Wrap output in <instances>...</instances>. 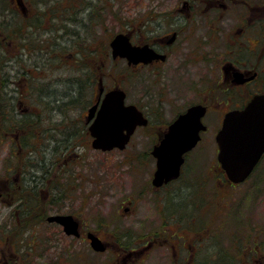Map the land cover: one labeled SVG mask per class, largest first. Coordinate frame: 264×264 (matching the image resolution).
<instances>
[{
  "label": "flooded vegetation",
  "instance_id": "1",
  "mask_svg": "<svg viewBox=\"0 0 264 264\" xmlns=\"http://www.w3.org/2000/svg\"><path fill=\"white\" fill-rule=\"evenodd\" d=\"M74 1H66L65 13L59 8L63 4L62 0L60 3L55 1L50 4V12L60 18L54 23L56 25L53 27V34L56 35L58 24L64 30V39L70 32L68 39L72 49L70 55L73 68L67 80L60 79L58 82L56 76L49 72L46 79L40 81L41 69L46 66L42 61L37 67L41 75H34L33 81L29 74L27 75L29 70L24 68L18 70L15 75L5 74V84H0V92L5 96L6 105L5 140L12 141L11 145H14L11 152L18 155L17 174L13 176L15 170L9 166L6 174L4 170L0 175V201L4 205L7 203L13 206L14 203L16 208L13 209L26 221L27 229L34 228L32 240L35 248L36 245H42L44 249L48 247L47 250L58 247L59 243H62L61 240L58 241L60 236L62 239L64 237L82 240L87 244L85 248H92L97 254L113 249L118 258L113 264H232L224 260V257L217 260L219 246L212 227L205 224L206 221L201 215L189 211H195L202 203L206 210L207 204L203 201L206 197L194 199L192 189L216 190L220 184L234 191L248 184L256 190L258 200L264 195V153L246 179L235 182L229 178L219 161V145L216 138L227 113L243 110L255 96L264 95V0H164V4H170L169 7L158 11L154 5L140 18L133 20L130 29L118 33L129 35L133 45L148 47V51L152 49L156 52V56L150 60L131 62L121 56L113 57L111 52L114 60L123 61L133 78L137 77L135 81L139 79L138 84H141L142 80L139 73L145 74L143 78L149 85H140L143 98L134 102L127 101L128 93L120 84H104V47L92 44L96 39L89 30L91 24L100 21V17L92 9L89 11V6H83V15L77 18L81 11L75 10ZM71 7L75 10L74 14L66 15ZM16 9L18 17H21L18 24L20 27L9 26L5 21L4 40L7 44L16 43L22 48L20 55L23 57L26 55V48L30 50L26 39L34 38V30L39 26L36 27L35 22L28 21L33 14L23 0L17 1ZM6 13L9 14V11ZM9 29L14 30L10 32ZM56 37L61 39L64 36L59 32ZM56 43L55 41L53 45ZM102 44L104 45L103 42ZM42 48L44 51L39 52V56L44 57L45 52L46 56L54 58L56 47L46 51L47 45L42 44L40 49ZM186 52L191 55L190 58L186 57ZM56 55L63 60L61 53ZM96 55L99 58L97 61ZM186 71L200 76L192 87L197 99L190 102L186 108L178 109L174 115L172 113L171 118L160 119L163 103L166 108L172 104L167 98L163 101L166 86L171 90L177 89V98L182 99L185 92L184 80L187 79ZM149 76L153 77L156 85H153ZM60 82L64 84V90L59 86ZM116 88L125 91V104L135 105L147 119V123L136 127L124 148L98 149L92 145L94 136L91 134L90 125L97 117L107 93ZM152 100L157 101L153 103ZM193 105L206 107L202 117L206 129L200 132L201 140L185 153L180 175L156 185L153 182L157 169L154 147L168 133L171 124ZM93 106L97 108L90 116V108ZM218 106L222 107L221 114L214 115L213 112ZM73 113L77 115L73 116ZM211 123L216 126L212 132V135L215 133V147L207 150L196 149L205 134L211 130ZM156 124L158 128L153 129L154 143L149 150V161L152 165L148 180L150 186L139 190L137 198L128 200L130 204L124 206L119 215H130L133 212V204L155 196L154 202H158L155 214L159 227L155 228L153 223H149L152 227L140 236L147 235L146 244H142L139 235H136L135 239L132 237L135 244L118 245L114 235L101 232L106 230L104 226L101 229H91L81 217L67 209L68 203L61 204L62 197H69V180L64 177L67 171L63 164L73 160L76 145L78 147L80 143L83 146L89 140L95 150L126 152L136 132H143ZM172 186L176 187L175 190ZM241 197L236 206L243 203L240 201H245L246 193L241 194ZM257 197H254V200ZM252 200L253 198L251 205ZM212 201L213 198H209V204ZM58 214L73 215L79 223V235L68 234L61 223L49 220V216ZM34 234L36 235L33 238ZM89 234L98 236L106 249L95 250ZM120 236L116 235L119 241ZM124 237L130 236L127 234ZM124 237L122 235V238ZM50 243H53V246ZM0 247L1 261L7 264L5 249L2 245ZM69 247L71 248V245ZM160 250L166 255L154 261L155 254ZM220 253L224 256L223 250ZM37 255L42 257L41 252ZM235 263L233 261V264ZM240 264H264V253L257 252L250 262L242 261Z\"/></svg>",
  "mask_w": 264,
  "mask_h": 264
},
{
  "label": "rangeland",
  "instance_id": "2",
  "mask_svg": "<svg viewBox=\"0 0 264 264\" xmlns=\"http://www.w3.org/2000/svg\"><path fill=\"white\" fill-rule=\"evenodd\" d=\"M55 1L60 3L61 0H23L33 14V17L28 19V21L35 22L36 27H39L34 30V38L26 39L25 42L30 50L26 48V55L22 57L20 55L22 48L17 46L16 43L7 44V41L4 40L5 21L8 22L9 26L20 27L18 24L21 21V17H18L16 12L17 0H11V11L5 10V0H0V81L3 80L2 77H5V74L15 75L18 70L24 68L29 71L32 70L37 76L42 74L40 81H44L49 72L56 76L55 78L58 79V82L60 79L62 81L67 80L73 68L71 66L73 60L70 55L72 49L69 47L70 40L68 39L70 32H68L67 38L64 39V30L58 24V31L56 35L53 34V27L56 25L54 23L60 19L53 16L54 14L50 12V4H54ZM66 1L62 0L63 4L59 6L64 13L66 11ZM74 3L73 7L75 10L81 11L77 18L83 15V6H89V11L92 9L100 17V21H96L94 25L91 24L90 29H88L91 30V34L96 39L92 44L104 47V54L102 55L106 63L104 67V84L112 86L118 83L127 91L128 102L139 100L142 92L140 85L145 87L149 85L143 78L145 74L139 73V77H142V80H140L141 84H138L137 81L139 79L135 81L137 77L133 78L125 63L112 58L109 42L116 33L130 29L131 22L136 20V18H140L142 14H145L154 5L157 6L158 11H162L164 8L169 7L170 4H164V0L159 2L158 0H75ZM75 10L71 7L66 15L74 14ZM7 11H9V14L6 13ZM161 13L158 12V14ZM12 30L14 29H11V31L9 29L10 32ZM59 32L64 36L61 39L58 38L60 35L56 37ZM55 41L57 43L53 45ZM42 44L47 45L48 49L46 51L56 47L54 54L61 53L63 60H60L56 54L54 58H50L46 56L45 52L44 57L39 56V52L44 51L43 48L42 50L40 49ZM36 45H38V48L35 49ZM98 47H95V49H98ZM186 57L190 58L191 55L186 52ZM98 59L96 55L95 61ZM42 61L46 63V66L41 69L40 74L37 67ZM162 75L163 69L160 70V76L162 77ZM185 75L187 79L184 80L185 92L182 99L178 100L177 89L172 88L171 90L166 86L167 89H165L163 101L167 98L172 104L166 108L163 103L164 108L161 110L160 119L167 120L171 118L172 113L174 115L178 109L186 108L190 102L197 99L195 90L192 87L195 86V81L200 76H195L193 72L187 71ZM149 78L153 82V77L149 76ZM61 82L59 86L64 90L65 86H62L64 84H61ZM176 83L178 84V82ZM153 85H156V82H153ZM0 96H3L2 92H0ZM160 100L162 101V97L159 102ZM156 101L152 100L153 103ZM221 108L218 106L213 112L214 115L221 114ZM75 115L77 114L73 113V116ZM210 125L211 130L205 134L203 141L196 149L207 150L215 147V133L212 135V132L216 129V126L215 123ZM157 128L158 125L156 124L143 132H136L126 152L95 150L92 148L90 140L85 142L83 146L79 143L78 147L77 145L74 147L73 160H70L68 164H63L67 171L64 177L69 180V188H67L69 197H62L61 204L68 203L69 207L67 209L81 217L91 229H101L104 226L106 230L101 232L104 233L105 231L114 235L115 243L118 245L130 246L135 244L136 242L132 240V237L135 239L136 235L140 237L145 232L147 233L152 227L149 224L150 222L153 223V227H159L155 214L158 204V202H154L156 200L155 196H152V198L147 197L133 204V212L130 215H119L122 213L124 206L130 204L128 200H132L131 198L133 197L137 198L139 190L150 186L148 185V180H150L149 173L152 165L149 161V150L154 143L153 129ZM4 131L5 123L2 131H0V175L4 173V170L6 174V169L12 166V170H15L13 176H15L18 172V155L11 152L14 144L11 145L12 141L10 139L5 140ZM11 179L13 178L11 177ZM241 187V189L234 191L228 190L220 184L216 190H213V188H191L194 192L193 198L202 199L206 197L203 201L207 202V204L206 210H204L202 203L198 209L189 212L201 215L206 221L205 224L212 227L219 246L217 260L224 257V260L232 262V264L233 261L236 262L235 264H240L242 261L250 262L257 252L259 254L264 253V195H262V199L258 200V194L254 188H251L248 184H244ZM173 188L175 190L176 187L172 186ZM188 192L189 190H187L186 194ZM243 193H246L245 201H240L243 203L236 206V203L241 200V194ZM211 197L213 201L209 204L208 201ZM254 197L257 198L254 200ZM252 198L254 202L252 200L251 205L250 201ZM248 203L250 204L248 205ZM13 208H16L14 203L13 206L7 203L4 205L0 201V245L5 249V261H8L7 264H113L118 259L113 249L103 254H97L92 248H85L87 244L82 240H70L64 237L62 239L60 236L58 241L61 240L60 242L62 243H59L58 247H52L47 250L48 247L44 249L42 245H36L37 248H35L32 240L34 228L31 227L24 231L26 221L19 217ZM211 215L213 216L211 217ZM127 234L130 236L129 238L124 237ZM2 235L4 236L3 238ZM35 235H33V238ZM116 235H121L120 241ZM122 235L124 238H122ZM147 239L146 235L140 237L139 241L142 244H146ZM50 245L53 246V243H50ZM69 245H71V248ZM221 250L224 251V256L221 255ZM38 252L42 253V257L37 255ZM165 255L160 250L155 254L153 260L155 261ZM259 257L261 258L260 255ZM238 261L240 263H237ZM0 264H3L1 256Z\"/></svg>",
  "mask_w": 264,
  "mask_h": 264
},
{
  "label": "water",
  "instance_id": "3",
  "mask_svg": "<svg viewBox=\"0 0 264 264\" xmlns=\"http://www.w3.org/2000/svg\"><path fill=\"white\" fill-rule=\"evenodd\" d=\"M21 5V4H20ZM113 57H124L131 62L147 61L156 56L148 47L132 44L129 35L116 34L110 41ZM126 93L116 88L107 93L97 117L90 125L94 136L92 145L98 149L124 148L138 125L147 123L142 112L133 104H125ZM97 106L90 108V116ZM264 95L255 96L243 110L226 114L222 128L217 134L219 161L229 178L235 182L244 180L252 171L264 152ZM206 112L203 105H193L170 126L168 133L155 145L153 154L157 158L154 184L177 178L184 162V155L201 139L200 132L206 129L202 117ZM58 221L68 234L79 235V223L71 214L49 216ZM92 247L97 251L106 249L104 242L89 234Z\"/></svg>",
  "mask_w": 264,
  "mask_h": 264
},
{
  "label": "trees",
  "instance_id": "4",
  "mask_svg": "<svg viewBox=\"0 0 264 264\" xmlns=\"http://www.w3.org/2000/svg\"><path fill=\"white\" fill-rule=\"evenodd\" d=\"M11 5V0H5V10H9L11 11L12 9L10 8ZM29 74V77L31 79V81H33L35 79L34 77V73L31 71H27V75ZM3 80L0 81V84H5V77H2ZM2 95H4L2 93ZM5 96H0V126H1V130L3 129V125L5 123ZM17 126V124H15ZM28 221V220H27ZM25 226V225H24ZM27 229V227L25 226L24 231Z\"/></svg>",
  "mask_w": 264,
  "mask_h": 264
}]
</instances>
